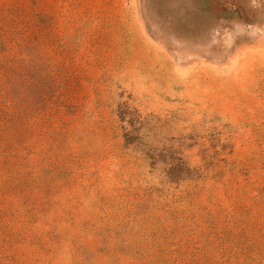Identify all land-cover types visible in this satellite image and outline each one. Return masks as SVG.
Returning a JSON list of instances; mask_svg holds the SVG:
<instances>
[{
    "label": "rangeland",
    "instance_id": "1",
    "mask_svg": "<svg viewBox=\"0 0 264 264\" xmlns=\"http://www.w3.org/2000/svg\"><path fill=\"white\" fill-rule=\"evenodd\" d=\"M0 264H264V0H0Z\"/></svg>",
    "mask_w": 264,
    "mask_h": 264
}]
</instances>
